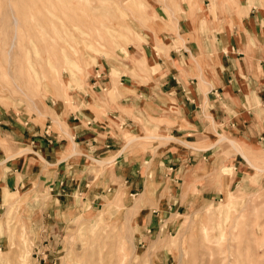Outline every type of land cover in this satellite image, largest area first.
I'll return each mask as SVG.
<instances>
[{
  "label": "rangeland",
  "instance_id": "obj_1",
  "mask_svg": "<svg viewBox=\"0 0 264 264\" xmlns=\"http://www.w3.org/2000/svg\"><path fill=\"white\" fill-rule=\"evenodd\" d=\"M247 12L264 24V0H0V115L18 126L42 124L53 103L81 98L91 80L106 91L104 70L116 74L121 63H129L130 85L146 86V47L214 38ZM202 13L205 21L193 26ZM248 161L233 179L227 159L209 192L166 204L151 202L149 187L127 195L115 174H97L80 194L35 181L4 192L0 264H264V176L257 171L264 164ZM102 177H112L111 190L102 189Z\"/></svg>",
  "mask_w": 264,
  "mask_h": 264
},
{
  "label": "crops",
  "instance_id": "obj_2",
  "mask_svg": "<svg viewBox=\"0 0 264 264\" xmlns=\"http://www.w3.org/2000/svg\"><path fill=\"white\" fill-rule=\"evenodd\" d=\"M202 15L191 24L204 22ZM258 16L247 12L239 25H224L214 38L200 35L197 43L146 47L148 84L141 88L129 84V63H121L113 69L118 73L103 72L107 93L91 80L81 98L53 103L42 124L18 126L0 115V197L32 181L80 194L97 174H115L127 195L142 196L149 187L151 202L166 204L209 192L229 158L233 179L249 159L264 164V24ZM218 136L232 139L230 145L217 143ZM159 139L184 142L173 147ZM102 178L108 182L102 189L111 190L112 177Z\"/></svg>",
  "mask_w": 264,
  "mask_h": 264
},
{
  "label": "bare ground",
  "instance_id": "obj_3",
  "mask_svg": "<svg viewBox=\"0 0 264 264\" xmlns=\"http://www.w3.org/2000/svg\"><path fill=\"white\" fill-rule=\"evenodd\" d=\"M44 25V24H43ZM62 27V26H61ZM60 33V32H59ZM62 34H65V32H63ZM59 37V41L60 42H66V41H64V36H58ZM67 43V42H66ZM77 53V52H76ZM78 54V53H77ZM62 56L64 57V58H66L65 57V55L62 53ZM50 65V64H49ZM52 69V67H50V70ZM223 137H221V139H222ZM263 171V170H262Z\"/></svg>",
  "mask_w": 264,
  "mask_h": 264
}]
</instances>
